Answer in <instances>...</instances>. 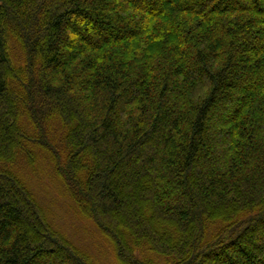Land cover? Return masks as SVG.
Wrapping results in <instances>:
<instances>
[{"label":"trees","instance_id":"obj_1","mask_svg":"<svg viewBox=\"0 0 264 264\" xmlns=\"http://www.w3.org/2000/svg\"><path fill=\"white\" fill-rule=\"evenodd\" d=\"M104 259L264 264V0H0V264Z\"/></svg>","mask_w":264,"mask_h":264},{"label":"rangeland","instance_id":"obj_2","mask_svg":"<svg viewBox=\"0 0 264 264\" xmlns=\"http://www.w3.org/2000/svg\"><path fill=\"white\" fill-rule=\"evenodd\" d=\"M45 181L47 184L39 185V191L43 197V201L51 209L53 219L57 222L58 226L68 232L70 236L73 237L74 234L82 242L92 246L93 240L90 236V224L79 220L73 214L67 197L57 188L53 180L45 177ZM104 260V264H109L107 259Z\"/></svg>","mask_w":264,"mask_h":264}]
</instances>
